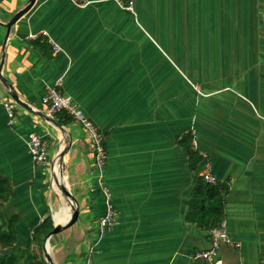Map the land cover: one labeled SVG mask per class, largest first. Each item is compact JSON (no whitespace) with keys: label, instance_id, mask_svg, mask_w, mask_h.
Returning a JSON list of instances; mask_svg holds the SVG:
<instances>
[{"label":"crops","instance_id":"crops-1","mask_svg":"<svg viewBox=\"0 0 264 264\" xmlns=\"http://www.w3.org/2000/svg\"><path fill=\"white\" fill-rule=\"evenodd\" d=\"M121 1L36 0L5 41L1 72L23 101L47 113V88L62 77L60 90L104 135L118 222L100 235L105 200L88 133L53 114L71 135L65 176L80 210L49 237L54 262L86 252L83 264H264V0ZM27 2L0 0V22ZM5 34L0 23V61ZM190 130L228 184L225 219L239 242L214 262L195 258L211 236L186 217L197 180L181 142ZM31 132L47 143L46 165L31 156ZM62 137L0 82V175L14 189L0 223L19 215L18 244L47 212L54 225L68 218L47 180Z\"/></svg>","mask_w":264,"mask_h":264},{"label":"trees","instance_id":"trees-1","mask_svg":"<svg viewBox=\"0 0 264 264\" xmlns=\"http://www.w3.org/2000/svg\"><path fill=\"white\" fill-rule=\"evenodd\" d=\"M127 3V0H123ZM61 123L73 120L66 110L57 112ZM195 133L190 130L181 140L186 148L190 165L197 172V180L187 201L186 217L195 225L210 232L225 219V200L228 194V184L221 180L207 181L201 174L210 161L207 155L199 152L194 144ZM201 172V173H200ZM13 184L9 178L0 175V210L13 195ZM19 215L13 216L8 223H0V264H48L43 243L45 236L54 228L50 212H47L32 230L30 237L24 245L18 244V230L16 224ZM86 252L74 254V262H82Z\"/></svg>","mask_w":264,"mask_h":264},{"label":"built area","instance_id":"built-area-1","mask_svg":"<svg viewBox=\"0 0 264 264\" xmlns=\"http://www.w3.org/2000/svg\"><path fill=\"white\" fill-rule=\"evenodd\" d=\"M124 8L131 9L132 2L125 3L121 1ZM32 36V35H31ZM62 85V77L56 79L54 84L47 88V99L49 100L47 113L52 115L66 110L74 120H77L85 127L89 140L91 141L94 153L96 168V187L101 191L105 200V212L99 220V233L105 234L118 222V212L113 202V193L110 186L105 181V164L107 159V150L104 144V135L99 127L90 119L86 113L76 106L69 95L64 94L60 87ZM29 151L33 160L39 165L49 163V156L46 141L37 133L31 132L27 137ZM195 144V139H194ZM211 164H206L205 170L201 173L207 181L215 182L217 177L210 172ZM224 244L239 245L235 241L228 230L227 221L224 219L219 226L211 230V244L202 251L195 254V258L215 261L220 249Z\"/></svg>","mask_w":264,"mask_h":264},{"label":"water","instance_id":"water-1","mask_svg":"<svg viewBox=\"0 0 264 264\" xmlns=\"http://www.w3.org/2000/svg\"><path fill=\"white\" fill-rule=\"evenodd\" d=\"M35 2H36V0H28L26 5L23 6L21 9H19L18 11H16L8 19V21H6L4 23L0 22L1 24H3L6 27V34H5L4 45H3L1 61H0V82L5 87L6 92L19 105H21L22 107H24V108L30 110L31 112L37 114L39 117L45 119L49 123L53 124L55 127H57L62 132L63 144H62L61 148L59 149V151L57 152V154L52 158V160L49 164V175L51 176V183H52V180L54 177V174L52 171V166H53V163H54L56 158L59 160L60 165L62 166V170L65 173L64 156L67 154V152L71 146V141H72L71 135L69 133H67L65 127L57 119H55L52 115H49L48 113H46L44 111L34 109L29 104H27L25 101H23L19 97V95L17 94L15 89L13 88L10 81L1 72V67H2L4 60H5V50H4L5 41L9 35L11 27L33 7ZM59 188H60V191L62 192V194H64L68 198V200H70L72 212H71V217L68 221H66L64 224H55L54 228L45 236L44 243H43V252H44V256H45V259H46L48 264H56L53 260V257L51 255L50 251L46 247L47 243H49V240H48L49 237L53 234H56V233H58L64 229H66L67 227L73 225L78 219H80V216H79L80 210H79V205H78L77 199L74 196V194L72 193V191L70 190L68 184L67 183H60ZM53 218H54V216H53Z\"/></svg>","mask_w":264,"mask_h":264},{"label":"bare ground","instance_id":"bare-ground-1","mask_svg":"<svg viewBox=\"0 0 264 264\" xmlns=\"http://www.w3.org/2000/svg\"><path fill=\"white\" fill-rule=\"evenodd\" d=\"M65 158H66V155L64 156V161H65ZM52 171H53V174H54V177H53V180H52V185H53V188L57 189L60 193H61V196H62V201H63V205L64 207H68V218L66 221H68L71 217V204H70V200H68V198L62 194V192L60 191V183H67V178L65 176V173L63 172L62 170V166L60 165V162L59 160L56 158L54 163H53V166H52ZM61 217L60 215L58 216V219L57 220H60ZM47 249L50 250V246L46 245Z\"/></svg>","mask_w":264,"mask_h":264},{"label":"rangeland","instance_id":"rangeland-1","mask_svg":"<svg viewBox=\"0 0 264 264\" xmlns=\"http://www.w3.org/2000/svg\"><path fill=\"white\" fill-rule=\"evenodd\" d=\"M86 130V129H85ZM54 149H55V146H51V152H53L54 151ZM47 180H48V183H49V190H50V192L51 193H54V194H57V195H61V193L57 190V189H55V188H53L52 187V183H51V176L49 175L48 176V178H47ZM51 200H53L52 198H51ZM53 202V206H57L55 203H54V201H52ZM1 218H2V220H4L5 219V215H1ZM62 233V232H61ZM50 253L52 252V250H51V248H50ZM72 264H83V261L82 262H74L73 261V263Z\"/></svg>","mask_w":264,"mask_h":264}]
</instances>
